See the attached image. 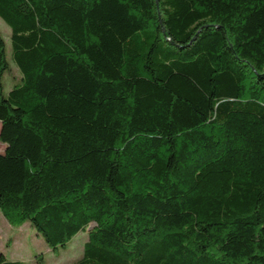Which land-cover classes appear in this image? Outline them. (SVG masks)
<instances>
[{
	"label": "trees",
	"instance_id": "16d2710c",
	"mask_svg": "<svg viewBox=\"0 0 264 264\" xmlns=\"http://www.w3.org/2000/svg\"><path fill=\"white\" fill-rule=\"evenodd\" d=\"M0 215L69 264H264V0H0ZM0 264H25L6 257Z\"/></svg>",
	"mask_w": 264,
	"mask_h": 264
},
{
	"label": "rangeland",
	"instance_id": "374dc122",
	"mask_svg": "<svg viewBox=\"0 0 264 264\" xmlns=\"http://www.w3.org/2000/svg\"><path fill=\"white\" fill-rule=\"evenodd\" d=\"M0 29L7 44V58L11 65L2 79L3 91L7 93L19 81L20 73L11 60V29L1 18ZM4 148L5 145L0 141V152ZM86 238L85 233H79L65 247L50 250L43 236L31 226L29 220L22 224H11L0 215V249L6 257L22 260L25 264H69L81 256Z\"/></svg>",
	"mask_w": 264,
	"mask_h": 264
},
{
	"label": "crops",
	"instance_id": "0c3cea01",
	"mask_svg": "<svg viewBox=\"0 0 264 264\" xmlns=\"http://www.w3.org/2000/svg\"><path fill=\"white\" fill-rule=\"evenodd\" d=\"M86 239H87V238H86ZM86 239L84 240V242L86 241ZM11 259H16V258H13V257H12Z\"/></svg>",
	"mask_w": 264,
	"mask_h": 264
}]
</instances>
